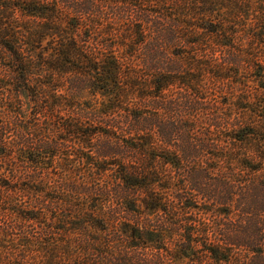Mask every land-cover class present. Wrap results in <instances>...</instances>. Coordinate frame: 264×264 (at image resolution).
Segmentation results:
<instances>
[{
  "label": "trees",
  "instance_id": "trees-1",
  "mask_svg": "<svg viewBox=\"0 0 264 264\" xmlns=\"http://www.w3.org/2000/svg\"><path fill=\"white\" fill-rule=\"evenodd\" d=\"M0 264H264V0H0Z\"/></svg>",
  "mask_w": 264,
  "mask_h": 264
},
{
  "label": "rangeland",
  "instance_id": "rangeland-1",
  "mask_svg": "<svg viewBox=\"0 0 264 264\" xmlns=\"http://www.w3.org/2000/svg\"><path fill=\"white\" fill-rule=\"evenodd\" d=\"M247 76H248L249 78H252V75H251V74H248Z\"/></svg>",
  "mask_w": 264,
  "mask_h": 264
}]
</instances>
